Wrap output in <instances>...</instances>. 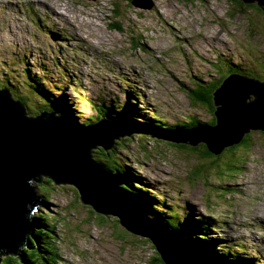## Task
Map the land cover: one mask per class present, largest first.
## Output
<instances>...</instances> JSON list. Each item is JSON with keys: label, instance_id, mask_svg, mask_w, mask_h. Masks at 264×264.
I'll return each instance as SVG.
<instances>
[{"label": "rangeland", "instance_id": "374dc122", "mask_svg": "<svg viewBox=\"0 0 264 264\" xmlns=\"http://www.w3.org/2000/svg\"><path fill=\"white\" fill-rule=\"evenodd\" d=\"M128 1L0 0V88L8 83L31 93L33 96L26 95L24 100L31 109L26 112L36 115L41 110L34 108H39L43 94L38 90L29 92L25 84L43 85L52 90L46 94L48 97H64L69 116L80 126L87 115L95 114L89 101L110 107L120 106L132 97L141 112L137 115L148 121L157 112L162 127L178 132L179 122L184 125L188 117L197 119L193 124L211 119L204 105L189 95H206L211 82L224 79L225 65L228 72L237 69L247 75L244 72L250 70L258 83L264 78V11L258 7L246 3L237 6L229 0H131L139 7ZM48 6L66 19L53 14ZM217 69L223 72L218 74ZM6 72L11 75L5 76ZM69 82L84 98L72 91ZM117 108L123 116L124 109ZM129 118L136 117L132 114ZM90 125L95 124L88 122ZM249 133L248 143L235 153L229 150L218 157L206 156L202 142L185 152L163 140L118 136L116 140L127 137L131 142L116 151L129 165L126 174H119L123 183L116 187H125L127 180L138 182L136 189L149 186L144 187L145 191L133 190L140 196L120 190L141 200L145 211V205L152 204L154 209L146 217L159 213L157 218H161L170 209L183 226L199 233L193 241L211 262H218V248L197 224L201 216L215 224L214 237L237 249L246 248L238 250L244 256H236L237 264H247V259L261 264L264 135L253 130ZM202 156L212 161L204 163ZM112 160L105 162L117 168V159ZM229 160V168H220L219 164ZM198 161L204 164L196 169ZM38 181L37 193L46 206H38L32 216L48 212L49 224H54L56 236L51 242L59 259L55 264H150L156 253L148 239L127 232L115 216L105 214L106 220L101 222L102 218L92 215L80 202L74 187L50 184L45 177ZM159 203L164 205L154 206ZM227 223L231 226H225ZM175 233L185 246L191 244L178 231ZM232 254L234 257L236 252ZM2 255L0 263L10 256ZM50 256L42 253L48 264H54ZM204 259L196 263L207 264Z\"/></svg>", "mask_w": 264, "mask_h": 264}, {"label": "water", "instance_id": "95a60500", "mask_svg": "<svg viewBox=\"0 0 264 264\" xmlns=\"http://www.w3.org/2000/svg\"><path fill=\"white\" fill-rule=\"evenodd\" d=\"M238 1L256 3L264 11V0ZM131 4L139 7L135 1ZM212 95L213 127L164 133L139 120H130L147 129L141 138L191 146L202 142L215 155L226 146L238 144L249 131L264 132V79L258 83L230 75ZM136 134L123 121L81 127L53 112L27 117L22 105L1 89L0 255H12L18 248L28 246L30 215L38 206H46L32 182L45 176L52 183L74 187L80 202L91 213L104 218L105 214L115 216L127 232L148 239L163 264H197L196 257L203 260L194 247L180 241L175 230L148 219L141 200L126 196L116 187L123 183L119 174H109L95 164L94 150L107 151L118 136L131 138Z\"/></svg>", "mask_w": 264, "mask_h": 264}, {"label": "trees", "instance_id": "16d2710c", "mask_svg": "<svg viewBox=\"0 0 264 264\" xmlns=\"http://www.w3.org/2000/svg\"><path fill=\"white\" fill-rule=\"evenodd\" d=\"M230 1L237 6L243 5V3L238 1V0H229V2ZM128 2H131V1L129 0ZM246 6L258 7L256 4H248ZM114 18H118L117 14H115ZM117 27L118 26H115V29L119 30V27L118 28ZM244 73L247 74L246 76L249 75V77L256 78L255 75L250 72V70H248ZM10 75L11 74L9 73V74H6L5 76L9 77ZM4 83H6V82H4ZM220 83H221V79H219L218 81H215V82H211L210 87L208 89H206V93H205L206 95L202 96L201 98H199L194 93L191 96V99L199 100L202 103V105H204V109L207 110L208 112H210L212 115L211 119L209 121H205V123L203 125L213 126L215 123V118H214V115L212 113L213 112V104H212V97L211 96H212V92L220 85ZM15 87H17V86H15ZM15 87L6 83V85H3V87H1L0 89L7 90L9 92L10 96L12 97V99L17 103L19 102L22 105L24 112H25V115H26V113L28 111L26 112L27 107L25 104L26 101H24V100L26 99V95L30 96V97H32L33 95L31 93L28 94V92H26V91L23 92V91L17 90V89H15ZM25 87L30 89L29 92L38 90L39 92H41L43 94V97H41V102L38 101L40 109L39 108H34V109L41 110L42 112L43 111H47V112H51V113L53 112V113H57L60 115H64L66 117L69 116L68 111H67V103L65 104L64 97H59V96L48 97L46 94L52 93V90L51 89H49V90L44 89L43 85H38V86L35 85L34 87H30L29 85L25 84ZM77 94H79V97H81L79 91H77ZM92 106H94V105H92ZM94 107H95V111H96L95 114L94 115H91V114L87 115L86 120L83 121L84 123L89 122V123L97 124L98 122L103 121V119H105V118H112L116 121L120 120V121H123L124 124H128V127L130 129H133L137 133L136 135H138V136H140V134H142L143 131H147V129H145L144 127H141L138 124L131 122L129 115H132L133 113L132 114L130 113V108L128 105H125L124 108H121L118 105H111L110 107H107L105 105H95ZM117 107H120L119 109H124L125 114L123 116L120 113H117V111H118ZM29 110L31 111V109H29ZM39 113H41V112H39ZM29 114H31V113H29ZM27 116L31 117L28 114H27ZM69 117H71V116H69ZM193 120H195V119L188 117L187 121L183 122L184 125H181V123L179 122V125H181L180 128L200 125L199 121L196 122V124H193ZM151 129L154 130L155 128H151ZM162 130H166V128L163 127ZM249 132L243 136V138L241 139V141L238 144L226 146L223 149H221V151L218 152L216 155L208 152L207 147L204 144H202L203 145L202 147L205 150L204 153L206 154V156L210 155V156H216V157L220 156L221 154L226 153L229 150L233 153L243 143H248V141L251 139V135H252ZM259 133H262L264 135V132H262V131H260ZM149 138H151L153 141H157L156 138H152V137H149ZM130 142H131V140L127 139V137H126L124 139L115 140V142L113 143V146L111 148H109L107 151H104L102 148L94 150L93 151V153H94L93 160H94L95 164H97L98 166H100L104 169H106V168L110 169L108 166V162L113 161L112 160L113 158H114V160L117 159V161H116L117 162V165H116L117 168H114L111 171H113L115 174H121L123 176L124 174H126V171L129 167V165L125 163L127 161H122V159L118 156V153L116 151L122 150L123 149L122 147L125 146L127 143H130ZM174 147L177 149L182 148V149H184L185 152H190L193 149V147L189 146L188 144H182V145H180V147H178L177 144L175 143ZM201 158H202L201 160L205 159L204 163H208L209 161H212V158H210L209 161L204 156H202ZM105 161H108V162H105ZM121 162L122 163L124 162V163L121 164ZM229 162L228 161L222 162L221 164H219L220 168H229L231 166V160H229ZM204 163H203V161H201V162L198 161V166L196 167V169L199 167V164L203 165ZM214 167L215 166L210 167V168L213 169ZM47 182L49 183V181H47ZM147 187L149 188V186H147ZM119 189H121L122 191H125L131 195L140 196V194L137 193V192H139L138 190H137V192L133 191L135 189L133 188V183L131 181L129 182L127 180L125 187L119 186ZM43 198H44V196H43ZM46 199L49 200V198H47V197H46ZM157 205L159 206V205H164V204H161V203L154 204L155 207ZM146 206H147L146 209L149 211V213L150 212L152 213V209H154L152 207V204H146ZM167 210L169 212L167 211L166 216L161 215V218H157V216L160 217V215L158 213V214L154 215L155 217L153 216L151 218L154 220H158L167 229H173V230L178 231L188 241L191 242L192 246L195 249L198 250V243L194 242L193 240L197 239L196 235L197 234L199 235V233L194 234L192 231H190L187 228V226H183V222L177 220V217L175 216V214L171 213L170 209H167ZM92 215H94V214L92 213ZM48 216H49L48 212H42V213H40V215L38 217L32 218V225H31V231L32 232L27 234V238L29 239L28 245L31 246V248L29 247V248H26L22 251L17 250V252L15 254H12V255L8 254L10 256H7L6 259L3 258L2 263H0V264H18V263L19 264H39V262H41L42 264H48L46 262V259L42 257V253L51 255L49 257V261H50V259H53V258L58 260V258H56V255L54 253L53 244L51 243V241H53V243H54V239H53L54 224L53 225L49 224L51 222L49 221ZM96 217L102 218L100 220L101 222H104V220H105L102 215L97 214ZM208 221H210V220L209 219L207 220L206 218L202 217L197 222V224L200 226V229H203V227H211L212 224ZM203 231H204V229H203ZM233 250L236 252L235 255L238 256L239 251L236 249H233L230 246H227V248L224 251L229 255L231 252L233 253ZM224 251H223V253H224ZM3 253L4 252H1V254H3ZM2 256L4 257L5 254ZM245 261L248 262L247 264H253V263L255 264V262H253V263H252V261L250 262V259H247ZM159 262H161L160 258L158 257V255L154 254V256L150 260V264H159ZM262 264H264L263 261H262Z\"/></svg>", "mask_w": 264, "mask_h": 264}, {"label": "clouds", "instance_id": "9594fccd", "mask_svg": "<svg viewBox=\"0 0 264 264\" xmlns=\"http://www.w3.org/2000/svg\"><path fill=\"white\" fill-rule=\"evenodd\" d=\"M131 1V0H130ZM129 3H131V2H129ZM247 4V3H246ZM250 4H256V3H250ZM257 5V4H256ZM258 6V5H257ZM259 7V6H258ZM260 8V7H259ZM261 9V8H260ZM263 11V10H262ZM234 57L235 58H237L235 55H234ZM220 59V58H219ZM218 60H215L214 61V63H213V66L215 65V63L217 62ZM225 65V64H224ZM226 66V65H225ZM225 66H224V68H223V71H226V73H225V77H224V79H222L221 80V83H220V85L215 89V90H217V89H219V87L222 85V83L224 82V80L227 78V77H229L230 75H237V76H240V77H242V78H247V79H250V80H254V81H257V78H253V77H249V76H246V75H244V74H242V73H240V72H237L238 70L237 69H234V71L233 72H228L227 70H226V68H225ZM215 68V67H214ZM218 70V69H217ZM222 71V69H219L218 70V74L220 73V72H223ZM246 71H248V69L246 70ZM245 71V72H246ZM208 75H209V73H208ZM211 75V74H210ZM195 76H197V75H195ZM212 76V75H211ZM218 77H219V75H218ZM264 79V78H263ZM262 79V80H263ZM219 80V78L218 79H216L215 81H218ZM261 80V81H262ZM214 81V82H215ZM68 86H73V92H75V93H77V91H79V89L77 90L76 88H75V86L72 84V83H70L69 82V84H68ZM1 90V89H0ZM214 90V91H215ZM80 92V91H79ZM212 94H213V92H212ZM78 95V97H79V94H77ZM191 96L192 95H189V98H191ZM202 96H204V95H202ZM115 97V96H114ZM212 97V104H213V97H214V95H212L211 96ZM127 99H128V101H126V103H122L121 105H120V107L121 108H124V106L125 105H128L129 106V108H130V111H132L133 112V114L134 113H141V112H138V110H136V109H138V107H136L135 105H134V103H132V101H134V99L132 98V97H127ZM94 104V103H93ZM95 105H98V104H94V106ZM28 108V107H27ZM29 109V108H28ZM93 109H94V111H95V107H93ZM214 105H213V112H214ZM38 110V109H37ZM41 113H42V111H40ZM43 112H47V111H43ZM96 112V111H95ZM212 112V113H213ZM41 113H38L37 115H29V116H31V117H36V116H38V115H40ZM56 115H60V114H57V113H55ZM214 115V114H213ZM26 116H27V113H26ZM28 117V116H27ZM69 117V116H68ZM135 117L139 120V121H141V122H144V123H146V124H148V125H150V126H152V127H154V128H156V129H158L159 131H162V124H161V119L160 118H158V113L157 112H154V114H152V117H153V119L152 120H148V121H145L142 117H139V116H137L136 114H135ZM70 118V117H69ZM190 118H192V119H194L193 117H190ZM71 120H72V118H70ZM112 120H114V119H112V118H105V119H103V123H106L107 121H112ZM195 120H197V119H195ZM115 122H117V121H120V120H114ZM101 122V121H100ZM186 122V121H185ZM82 123H84V122H82ZM176 122H173L172 124H170V125H174ZM87 124H88V122H86V123H84V124H81V126H87ZM91 124H93V123H91ZM204 123L203 122H201L200 121V125H197V126H192V127H184V130H182V131H186V130H192V129H196V128H198V127H200V128H202V127H213V126H208V125H203ZM166 131H172V132H177L175 129H172V128H169V126L168 127H166ZM258 131V130H257ZM260 132V131H259ZM125 137V136H124ZM161 139H159V141H160ZM181 144H185V143H181ZM204 144V143H203ZM170 145H172L171 143H170ZM189 145V144H188ZM205 145V144H204ZM189 146H191V145H189ZM206 146V145H205ZM208 150V149H207ZM209 152V151H208ZM211 153V152H210ZM213 154V153H212ZM108 166H109V164H108ZM100 167V166H99ZM101 169H103V170H105V171H107L109 174H112V175H114V172L113 171H111V170H113L110 166H109V168L110 169H104V168H102V167H100ZM41 177H45V176H40V177H38V178H41ZM38 178L36 179V180H38ZM45 178H47V177H45ZM48 179V181H50L51 183H52V181L49 179V178H47ZM49 182V183H50ZM50 183V184H51ZM36 183H35V181L34 182H32V185H33V187L36 189V186L37 185H35ZM136 184H138V182H133V188L135 189V190H138V191H145V189H144V187L146 188V186L145 185H143V188L142 189H136L134 186L136 185ZM119 188V187H118ZM151 189V188H150ZM36 192H37V189H36ZM38 194V193H37ZM39 195V194H38ZM40 197V196H39ZM41 198H43V196H41ZM41 201V200H40ZM43 202V201H42ZM145 207L147 208V206L145 205ZM147 210V209H146ZM35 211H33L32 212V214L34 213ZM147 212H148V215H149V211L147 210ZM32 214L30 215V222H31V225H32V218H33V216H32ZM95 215H97V214H95ZM49 217V216H48ZM204 217H206V216H204ZM147 218L148 219H151V218H149L148 216H147ZM202 218V216L198 219V220H200ZM152 221H154L153 219H151ZM55 222V221H54ZM155 222V221H154ZM209 222V221H208ZM213 227V225L211 226V227H203V229H204V231H205V233L206 232H208L209 233V235H210V240H211V244L214 246V247H216V248H218V254L216 255L215 254V256H218L219 258H218V262L217 263H215V262H211V261H209L208 260V258L206 257V255L205 254H202L201 252H199L197 249H196V251L197 252H199V253H201L202 254V256H203V259L205 258L206 259V263L207 264H226L227 262V264H231L232 262L234 263V264H237V262H236V255L234 256V257H232V252L228 255V254H226V252L224 251L226 248H227V246H230L231 247V244H228L227 245V243L226 242H224V241H222L221 239H219L218 237H214V230L212 231L211 230V228ZM216 228V227H215ZM30 232H32L31 231V228H30V231H29V233ZM53 232H54V228H53ZM54 236H56L55 235V233H54ZM26 238H27V236H26ZM53 239H54V237H53ZM28 238H27V242H28ZM52 240V239H51ZM52 243V242H51ZM29 244V243H28ZM53 244V243H52ZM23 250L24 249H26V248H29V246H26V247H21ZM239 248V247H238ZM234 249H236V250H240V249H246L245 247H240V249H237V248H234ZM223 251H224V253H223ZM244 255H242V254H239L238 255V257H243ZM57 257V256H56ZM247 258V257H246ZM204 259V260H205ZM56 259H50V261L51 262H53L54 264H55V261ZM59 260V259H58ZM252 260H250V262H251ZM248 263V262H247ZM252 263H253V261H252ZM264 263V262H263ZM254 264V263H253ZM261 264H262V261H261Z\"/></svg>", "mask_w": 264, "mask_h": 264}, {"label": "bare ground", "instance_id": "6f19581e", "mask_svg": "<svg viewBox=\"0 0 264 264\" xmlns=\"http://www.w3.org/2000/svg\"><path fill=\"white\" fill-rule=\"evenodd\" d=\"M48 8H51V6L49 7L48 6ZM52 10V13L53 14H59V15H57L58 17H62V18H65L66 19V17H65V15L64 14H62V13H58V12H56L53 8H51ZM55 14V15H56ZM204 41H205V37L204 38H202ZM144 75V74H143ZM80 96L82 97V98H84V96L82 95V94H80ZM90 102V104H91V107L93 108L94 106H92V105H94L91 101H89ZM136 110H138L139 111V109H136ZM140 112V111H139ZM136 113H134L133 115H135ZM137 115V114H136ZM137 116H139V117H141V114H138ZM135 120H137V118H135ZM99 123V122H98ZM181 126V125H180ZM179 129H181V131L182 130H184V128L182 127V128H179ZM161 132H164V133H166L167 131L166 130H162ZM238 186V185H237ZM220 224H225L224 222H222V221H220ZM225 226H228V227H230L231 225L229 224V223H227ZM224 226V227H225ZM239 244L240 245H242V243H240L239 242ZM243 246V245H242ZM200 255H202L201 253H200ZM197 256V255H196ZM197 258V260L199 259V257H196ZM209 261H211V260H209ZM204 264V263H203Z\"/></svg>", "mask_w": 264, "mask_h": 264}]
</instances>
